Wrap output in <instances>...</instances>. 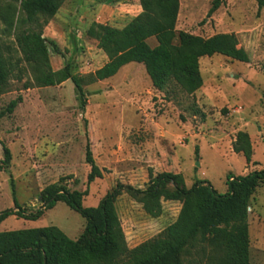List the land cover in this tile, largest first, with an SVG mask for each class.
<instances>
[{
  "label": "rangeland",
  "instance_id": "374dc122",
  "mask_svg": "<svg viewBox=\"0 0 264 264\" xmlns=\"http://www.w3.org/2000/svg\"><path fill=\"white\" fill-rule=\"evenodd\" d=\"M212 1L179 0L177 32L205 39L232 33L249 62L221 55L201 58L203 83L192 95L173 83L168 91L160 92L137 63L126 65L111 78L91 79L107 56L87 35L89 27L92 23L123 27L141 13L140 0L114 4L65 0L54 17L46 23L41 18L43 36L58 49L50 48L51 68L57 71L69 63L73 74L83 78V110L70 80L53 87L34 84L15 44L14 29L0 23V43L11 70L8 87L0 92V114L12 100L21 98L11 114L0 117V212L14 208V198L26 213L35 212L41 191L61 178L72 191L87 190L85 208L97 207L117 184L143 189L150 173L180 174L187 188L197 180L207 181L224 194L228 176H245V158L233 151V144L235 130L248 121L253 166L261 165L253 170L263 169L264 7H259L258 0H224L208 18ZM7 5L17 17L21 15L19 1L0 0V8ZM87 140L95 164L103 170V176L90 184ZM3 146L11 153L7 167L1 164ZM251 162L250 158L248 167ZM114 205L129 249L161 234L181 209L178 201H163L160 216L153 218L139 198L125 192ZM247 222L249 264H264V181L251 196ZM52 226L78 241L85 220L57 203L36 221L8 217L0 224V232ZM182 258L187 262L190 256Z\"/></svg>",
  "mask_w": 264,
  "mask_h": 264
},
{
  "label": "trees",
  "instance_id": "16d2710c",
  "mask_svg": "<svg viewBox=\"0 0 264 264\" xmlns=\"http://www.w3.org/2000/svg\"><path fill=\"white\" fill-rule=\"evenodd\" d=\"M17 1L21 15L17 17L7 5L0 8V23L14 29L15 44L31 71L34 84L53 87L70 80L83 110L86 104L83 78L73 74L69 63L57 71L51 68L50 48L58 49L43 36L39 23L41 18L46 23L54 17L65 0ZM120 1L106 0L110 4ZM223 2L213 0L207 17ZM258 2L260 8L264 7V0ZM140 6L141 13L121 28L99 23L89 27L87 35L97 41L107 56V62L91 78L93 81L111 78L122 67L137 63L144 66L152 86L160 92L168 91L173 83L192 95L203 83L201 58L221 55L249 62L248 54L232 33L205 39L177 32L179 0H140ZM152 37L157 41L154 48L147 43ZM10 76V66L0 43V92L7 89ZM20 100V97L12 100L0 117L11 114ZM233 151L242 153L249 163L252 148L246 133L236 134ZM3 153L1 164L7 167L11 153L5 146ZM85 161L90 166L87 175V184H90L103 176V170L95 164L88 140ZM63 181L65 178L41 191L40 206L35 212L26 213L14 198V208L0 212V224L13 215L36 221L57 203H64L85 220L80 239H69L55 226L0 232V264H249L248 207L251 196L264 181V168L245 176H228V191L224 194L216 192L207 181L197 180L187 188L180 174L150 173L143 189L117 184L94 208L83 206L87 190L72 191ZM124 192L139 198L144 211L153 218L160 216L163 201H178L181 203L178 217L157 237L129 249L114 205ZM183 255L190 256L188 263Z\"/></svg>",
  "mask_w": 264,
  "mask_h": 264
},
{
  "label": "crops",
  "instance_id": "0c3cea01",
  "mask_svg": "<svg viewBox=\"0 0 264 264\" xmlns=\"http://www.w3.org/2000/svg\"><path fill=\"white\" fill-rule=\"evenodd\" d=\"M140 10H139V12L138 13H140L141 12V8H139ZM150 41V42H149ZM147 43H148V45L151 47V48H154V47H156L157 46V41H156V39L155 38H149L148 40H147ZM131 64V63H130ZM125 67V66H124ZM123 68V67H122ZM264 91V90H263ZM262 91V92H263ZM262 92H261V99L264 101V99L262 98ZM254 119V118H253ZM246 120V119H245ZM253 121V120H252ZM250 122L251 121H248V122H245V125L242 127V128H239V129H237V130H235V133L237 134L238 132H243V133H246L248 136H249V139H250V143H251V148H252V156H251V159H252V162H251V164H250V167H248V164L246 163V172H245V175L246 174H248V173H250V172H252V171H255V170H253V167H261V165L260 164H256V166H253V147H252V144H253V137H252V135L250 134V131H249V128H250ZM258 131L259 132H261V129H258ZM245 162H246V160H245Z\"/></svg>",
  "mask_w": 264,
  "mask_h": 264
},
{
  "label": "built area",
  "instance_id": "2783aa9c",
  "mask_svg": "<svg viewBox=\"0 0 264 264\" xmlns=\"http://www.w3.org/2000/svg\"><path fill=\"white\" fill-rule=\"evenodd\" d=\"M230 181H232V178H230Z\"/></svg>",
  "mask_w": 264,
  "mask_h": 264
},
{
  "label": "water",
  "instance_id": "95a60500",
  "mask_svg": "<svg viewBox=\"0 0 264 264\" xmlns=\"http://www.w3.org/2000/svg\"><path fill=\"white\" fill-rule=\"evenodd\" d=\"M198 165V164H197Z\"/></svg>",
  "mask_w": 264,
  "mask_h": 264
}]
</instances>
